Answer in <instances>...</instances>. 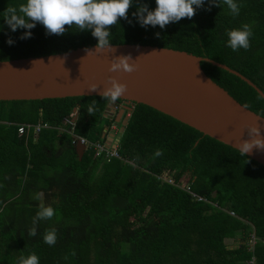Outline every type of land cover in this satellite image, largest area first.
I'll return each instance as SVG.
<instances>
[{
  "label": "trees",
  "instance_id": "obj_1",
  "mask_svg": "<svg viewBox=\"0 0 264 264\" xmlns=\"http://www.w3.org/2000/svg\"><path fill=\"white\" fill-rule=\"evenodd\" d=\"M25 2L0 0V12ZM238 2V16L226 5L207 11L206 4L191 19L161 29L141 27L132 15L139 5L154 9L155 0H134L128 20L110 26V44L186 50L227 64L264 91V0ZM245 24L252 32L250 46L233 51L227 31ZM0 26V61L97 44L90 31L68 25L63 35H46L37 24L28 39H20L23 29L12 32L2 13ZM8 38L15 43L9 46ZM202 67L264 116V97L247 81L207 61ZM110 104L102 95L0 100V264H17L32 253L39 264H248L254 255L264 264V165L136 102L121 138L122 158L97 156L89 148L80 158L73 135L57 126L77 108L75 132L102 140L111 123ZM40 120L53 126L37 136L20 134L21 124ZM40 206H52L56 215L41 221L37 236L29 237ZM51 228L57 234L54 246L43 242ZM251 233L254 245L248 242Z\"/></svg>",
  "mask_w": 264,
  "mask_h": 264
},
{
  "label": "water",
  "instance_id": "obj_2",
  "mask_svg": "<svg viewBox=\"0 0 264 264\" xmlns=\"http://www.w3.org/2000/svg\"><path fill=\"white\" fill-rule=\"evenodd\" d=\"M96 45L0 61V100L101 95L111 86L109 78H114L126 85L119 99L152 106L235 148L250 140L246 126H257L264 136V116L218 84L206 73L202 61L240 76L264 97V91L240 71L212 58L171 47L123 43L96 50ZM122 56L131 57L129 62L134 70L109 71L111 64ZM93 85L97 88L90 90ZM78 114L76 109V119ZM122 116L120 110L117 119ZM128 121L125 116L123 132ZM77 150L82 158L85 147L78 145ZM247 155L264 165V150L254 146Z\"/></svg>",
  "mask_w": 264,
  "mask_h": 264
},
{
  "label": "clouds",
  "instance_id": "obj_3",
  "mask_svg": "<svg viewBox=\"0 0 264 264\" xmlns=\"http://www.w3.org/2000/svg\"><path fill=\"white\" fill-rule=\"evenodd\" d=\"M133 4L134 0H26L19 6H8L0 13L12 32L18 29L25 30L20 39L31 38V29L37 24L45 28L46 35H63L66 31L65 25H68L81 32L90 31L91 35L97 39L96 50H102L111 48L110 26L116 25L120 19L128 20V10ZM155 4L156 7L151 10L147 5H139L132 13L141 27L159 26L164 29L169 23H177L182 18L191 19L196 11L205 8L206 4L208 7L205 10L207 11H210L213 6L226 5L232 15L240 14L238 0H155ZM129 23L132 21L129 20ZM0 31H3V26H0ZM156 35L159 36V33ZM251 36L252 32L247 24L241 28L228 30L227 46L233 51L241 48L246 50L250 46ZM6 43L11 46L15 42L8 38ZM130 59V56L117 58V62L111 64L109 71L123 69L126 72H132L135 66L129 62ZM109 81L111 86L105 88L101 95L104 100L112 103L122 97L126 85L114 78H109ZM96 88L93 85L90 90ZM89 111H92V108H89ZM246 129L250 140L240 142L236 147L240 155L246 156L254 146L259 150H264V136H261L260 129L255 125L246 126ZM55 215L56 209L52 206H40L32 217V227L27 235L36 237L39 223L51 220ZM56 241V229L45 230L43 242L54 246ZM17 264H39V257L35 253L21 256Z\"/></svg>",
  "mask_w": 264,
  "mask_h": 264
},
{
  "label": "built area",
  "instance_id": "obj_4",
  "mask_svg": "<svg viewBox=\"0 0 264 264\" xmlns=\"http://www.w3.org/2000/svg\"><path fill=\"white\" fill-rule=\"evenodd\" d=\"M110 108L107 109L106 113L109 115L111 119V123L105 127L102 140L99 141H91L88 138L79 135L75 132L76 127V109L70 114V116L65 117L63 124L57 126L62 130H67L73 135V143L76 145H83L86 148L95 150L97 156H104L105 158L118 157L122 158L120 153L121 149V138L123 135V120L125 116H131L132 111L135 108V102L131 100L122 99L118 102L111 103L109 105ZM123 110V116L120 120L117 119L118 112ZM53 125L49 122L40 120L37 123H24L19 127L20 134L24 132H33L35 136L39 134L43 127H52ZM165 179L171 183H174V179L169 176H165ZM187 190L190 191L194 197L197 199H202L203 197L197 196L196 193L192 191L191 186H187ZM204 199V198H203ZM234 214V212H232ZM252 245L256 243L255 233H251V238L248 241ZM248 264H259L256 256H252L251 259L248 260Z\"/></svg>",
  "mask_w": 264,
  "mask_h": 264
},
{
  "label": "flooded vegetation",
  "instance_id": "obj_5",
  "mask_svg": "<svg viewBox=\"0 0 264 264\" xmlns=\"http://www.w3.org/2000/svg\"><path fill=\"white\" fill-rule=\"evenodd\" d=\"M120 100H122V99H118V100H116L115 102H118V101H120ZM112 103H114V102H112Z\"/></svg>",
  "mask_w": 264,
  "mask_h": 264
},
{
  "label": "rangeland",
  "instance_id": "obj_6",
  "mask_svg": "<svg viewBox=\"0 0 264 264\" xmlns=\"http://www.w3.org/2000/svg\"><path fill=\"white\" fill-rule=\"evenodd\" d=\"M230 241V243H233L234 241L233 240H229Z\"/></svg>",
  "mask_w": 264,
  "mask_h": 264
}]
</instances>
